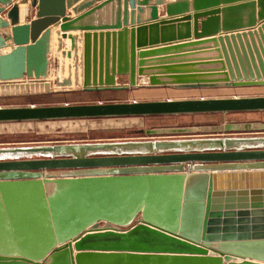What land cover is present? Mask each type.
<instances>
[{
	"label": "water",
	"instance_id": "obj_1",
	"mask_svg": "<svg viewBox=\"0 0 264 264\" xmlns=\"http://www.w3.org/2000/svg\"><path fill=\"white\" fill-rule=\"evenodd\" d=\"M79 1L0 0V83L264 86V0ZM109 5L114 22L84 21ZM52 41L68 73L51 84ZM262 111L264 95L31 104L0 106V123ZM0 264H264V134L0 147Z\"/></svg>",
	"mask_w": 264,
	"mask_h": 264
},
{
	"label": "rangeland",
	"instance_id": "obj_2",
	"mask_svg": "<svg viewBox=\"0 0 264 264\" xmlns=\"http://www.w3.org/2000/svg\"><path fill=\"white\" fill-rule=\"evenodd\" d=\"M52 46L53 65L51 66L49 78L51 83L54 82L55 74L57 72L59 73L60 77L66 76L68 73L66 68L68 60L63 61L61 55L55 52L54 41ZM61 62H64V66L61 65ZM60 68L62 70H60ZM30 86L31 85H29V87ZM29 87L27 82L0 83V106L73 103L71 101H75L77 100L76 98H80L79 95L72 94L71 91H53L54 89H60L61 87L46 88L41 84L35 85V87L32 89H29ZM259 90H264V87L263 89ZM231 122L239 124L248 122H264V112L68 119L0 123V147L55 143H90L158 138L264 134V130H261L263 132H259L258 130L225 131L223 129H221L219 132H214L211 130L212 126ZM180 127H189L192 129V131L185 134L158 133L152 136H149L143 132V130L152 128L168 129Z\"/></svg>",
	"mask_w": 264,
	"mask_h": 264
},
{
	"label": "crops",
	"instance_id": "obj_3",
	"mask_svg": "<svg viewBox=\"0 0 264 264\" xmlns=\"http://www.w3.org/2000/svg\"><path fill=\"white\" fill-rule=\"evenodd\" d=\"M80 0L79 2H82ZM170 0H164L167 2ZM153 0H150L152 3ZM94 4H98L95 2ZM29 7V5H24ZM22 7L20 6L19 18L21 21H28L29 19L34 17L35 9L29 8L27 14H23ZM158 16L165 17V6L164 4L157 5ZM87 10V9H86ZM130 8L128 7V12ZM191 12V11H190ZM66 14L69 17L73 18L76 14L73 13L72 9H66ZM80 14V13H79ZM140 19L142 23L150 22L147 21L149 17V9L145 7V10L140 15ZM5 17V16H4ZM134 20H136V13ZM85 22H89L92 24H100V23H112L115 21V15L111 14L110 5L106 6L100 10H97L89 20H84ZM129 16L127 18V26H130ZM136 24H134L135 26ZM58 28V26L53 27V30ZM116 30V29H115ZM109 31H113L110 29ZM80 32V31H79ZM78 32V33H79ZM185 40H194L192 37ZM185 40L181 41H172L164 44H153L146 45L140 47L138 50H150L154 48H158L159 46H167L166 44L173 45L178 44L180 42H186ZM53 42V41H52ZM69 48V40H62V49L68 50ZM144 48V49H143ZM10 50V48L4 49L6 52ZM52 50L50 53V60L52 61ZM150 58V57H148ZM68 59H66L67 61ZM51 66V62H50ZM147 76H140L137 78L138 86L134 88H129L125 90H103V91H71L72 94L79 95L80 98H76L77 100L71 101L73 103H81V102H110V101H131V100H160V99H181V98H209V97H229V96H254V95H264V86H243V87H204V88H175L172 86H149L147 81ZM116 81L119 83L127 82V76L121 75L116 76ZM238 91V92H237ZM244 93V94H242ZM68 102V101H67ZM262 111L261 113H263ZM240 113H256V112H238Z\"/></svg>",
	"mask_w": 264,
	"mask_h": 264
},
{
	"label": "bare ground",
	"instance_id": "obj_4",
	"mask_svg": "<svg viewBox=\"0 0 264 264\" xmlns=\"http://www.w3.org/2000/svg\"><path fill=\"white\" fill-rule=\"evenodd\" d=\"M23 8H24V6L22 7V11H23V14H25L24 13V10H23ZM5 49H7V48H5ZM7 52V51H6ZM53 65V60L51 61V66ZM64 65V62H62V66ZM51 81V80H50ZM52 84V83H51ZM50 84V85H51ZM80 84H81V78H79V80H78V82L75 84V81H73V83H72V86L73 87H78V86H80ZM29 85H31L30 87H29ZM33 84H28V87H29V89H32V88H34L35 87V85H33ZM37 85V84H36ZM42 86H44V84H41ZM52 86V85H51Z\"/></svg>",
	"mask_w": 264,
	"mask_h": 264
}]
</instances>
